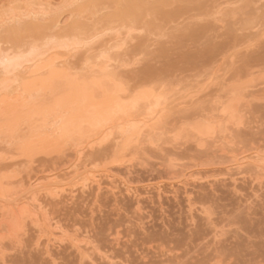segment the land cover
<instances>
[{
	"label": "rangeland",
	"instance_id": "374dc122",
	"mask_svg": "<svg viewBox=\"0 0 264 264\" xmlns=\"http://www.w3.org/2000/svg\"><path fill=\"white\" fill-rule=\"evenodd\" d=\"M148 2L150 5L144 6L147 9L152 8L153 11H149H155L154 14L149 15V11L142 12L146 13L144 19L141 12L139 13L142 16L138 18L126 17L134 25L124 20L125 18L121 21L122 19L115 17L117 15L112 16L116 18L115 21L111 19L110 22H105L107 19L104 20L103 17L106 16H102L101 12L113 15L120 4L108 1V4L99 5L100 9L105 7L106 10L102 9L103 11H98L97 14L94 10L98 7L87 10V14L84 13L86 16L81 19L87 18L88 23L84 22L86 29H89V31L85 29L86 35L97 33L102 35L87 46H93L92 48L98 51L94 52L93 49L86 47L80 49L82 52H78L76 58H72L75 68L82 65L80 68L84 69L87 57H91V61L94 60L93 63L97 64L98 58L95 60L92 54L99 53L101 48H106L103 53L108 52V46L112 42L113 50L109 49L110 53L105 56L115 59L114 56L120 50H115L114 40L121 44L120 42L125 39L126 43L124 46L120 45L121 52L119 56L116 55V62L112 65H120L116 73L118 71L124 86L129 89L144 86L143 88L154 87L161 92L164 90V93L170 96L168 103L171 100L184 101L189 95L198 93L194 101L181 105V110L173 105L172 108L167 105L168 109L172 110H168L170 112L164 126L158 130L160 133L154 135L157 136L155 139L163 136L160 145L146 142L138 148L135 145L139 143L137 141L134 144L136 147L131 145L132 148L129 149L132 150L128 149L125 154L123 160L126 163H133L132 176L135 178L133 181L140 186L139 189L144 188L145 192L140 189L144 198L138 204L125 192L119 193L116 196L118 198L104 192L96 203L93 195L89 196L87 201L83 202L80 198L70 205L65 202L66 205L63 202L58 205L53 201L50 205L52 212L50 215L64 226L88 232L86 234L90 236L89 240L93 241L91 245H96L101 252L83 256L68 243H64L53 249L52 261L42 248L34 246L37 233L33 223L29 222L27 224L29 232L23 241V248L15 249L10 240H3L8 259L6 264H264V185H260L262 187L260 188V182L256 180L261 173L257 169H249L245 178L238 177L240 179L237 181L238 184L225 173H233L227 169L231 163V158L227 155L243 151L244 154H250L255 150L264 152V0ZM144 9L142 8L143 11L146 10ZM92 13L94 15H89ZM128 23L137 26V29H132L129 33L128 30L132 26ZM115 47L119 49L118 46ZM86 49L91 53L85 52ZM111 52L115 54L110 55ZM102 58H99V61ZM86 69L76 71L81 70L76 68L75 71L85 73ZM116 78L119 79L118 76ZM238 91L240 92L236 93ZM236 96L239 98H235ZM221 102H224L223 105ZM226 103L227 105L231 103L230 106L234 110V118L227 130L224 133L216 132L202 140L195 138L192 134L194 129L192 131L191 128L199 123L202 125V122L204 124L205 117L218 113V107ZM21 133L24 134L25 131ZM4 139L0 137V153L5 154L8 148L14 150L13 147H16L14 152L9 150L6 153H16L18 145L12 144L15 139L8 138L10 142L7 138L6 141ZM111 144V141L107 142L101 148H97L94 154H89L88 157L93 159L92 164L95 167L116 168L122 164L114 162L113 151L116 147H112ZM214 144H219L227 154L221 151L215 153ZM69 152L71 151L67 150L64 154ZM7 154L4 157L7 158L9 156ZM55 154H51L53 159L50 155L46 157L44 154L43 159L46 161L37 160L34 166L41 162L49 169L55 165L63 167L68 159L61 157L63 154L57 156ZM37 157L43 155L39 154ZM6 158L0 159V163L11 162ZM15 159L17 158L11 160L17 162L15 163L17 166H9V171L8 168L2 169L8 173L7 175L19 173L20 176L17 178L26 177L25 167L28 166H26L28 161L24 164L26 162L24 158L22 161L24 163L20 165L21 161ZM170 165L175 166V172L170 169ZM182 171L199 173L205 178L204 181L207 179L209 183L203 181L202 184L198 183L200 185L192 184L191 187L197 185L193 188L189 186L190 190H195L191 191L194 193L193 210L189 208L190 204L182 186H176L181 189V191L178 189L176 195L173 192L171 195L166 188L169 194L164 193L163 198H159L153 191L151 193L153 195L144 200L148 195L144 194L148 187H145L146 185L160 182L167 187L169 181L180 178ZM234 177L237 178L236 175ZM210 178L217 181L213 182ZM18 180L10 187L17 185L19 187L14 188L20 189L22 184L18 185L20 179ZM168 187L170 190V186ZM53 203L56 204L54 207ZM99 254L103 255V258Z\"/></svg>",
	"mask_w": 264,
	"mask_h": 264
},
{
	"label": "bare ground",
	"instance_id": "6f19581e",
	"mask_svg": "<svg viewBox=\"0 0 264 264\" xmlns=\"http://www.w3.org/2000/svg\"><path fill=\"white\" fill-rule=\"evenodd\" d=\"M108 1L121 6L119 5L117 11L113 12L115 14H109L110 16L106 15L107 12H104L105 15L101 12L102 16H106L103 17L104 20L107 19L105 22H110L111 19L115 21L116 18L122 19L121 21L123 18L127 20L126 17L134 19V17L138 18L143 14L142 18H145L146 13L142 12L153 11L152 8L147 9L144 4L154 0H147V2H144L146 0H0V137L1 139L7 138L8 142L15 139L12 144L13 146L17 144L19 150V152L17 150L16 153H11L15 151L16 147H13L14 150L6 149L5 154L11 150V155L10 153L7 154L10 156L7 158L4 157L5 154L0 153L2 154L1 160L6 158V160L11 161L7 164L0 163V170L3 172L4 168H8L9 171V166L14 167L17 162H13L11 159L15 157L17 158L15 160L21 161L20 165L24 163L23 160L26 159L24 164L28 161L27 167L23 164L27 168L26 177L17 178L20 176L19 173L7 175L8 173L5 171L0 172L1 264L8 262L3 240H10L15 249L23 248V241L29 232L27 228L29 222L33 223L37 233L34 246L42 248L44 253L51 257V260L54 258L53 249L64 245V243H68L83 256H91V253L101 252V249L98 250L96 245V247L93 246L94 244L91 245L93 241L89 240L90 236L86 234L88 232L71 229L55 220V217L50 215L52 214L50 211L51 202L55 201L58 205L65 202L70 205L80 198L83 202L87 201V198L89 199V196L92 197L91 195H93L94 203H96L104 192L110 193L115 198H118L116 196L119 193L125 192L126 195L133 197L135 202L140 204L144 198L142 193L144 188L141 187V191L140 186L138 187L134 183L135 178L132 176L134 165L132 162L126 163L123 160L125 154L129 148H132L131 145L134 147L137 145L138 148L146 142L152 145H160L164 132L161 133L162 135L160 134L161 138L155 139L157 136L154 135L164 126V121L168 112L172 110L170 109L172 105L181 110V105L194 101V98L198 96L196 92L189 95L184 101L171 100L168 103L170 96L164 93V90L161 92L154 87L143 88L144 86H139L142 88L138 87V89L137 86L135 89L132 86L133 89H129L124 86L118 71L116 73V69L120 65H112L113 62H116V55L121 52L120 45H125V39H123L124 41L121 40L123 41L120 42L121 44L114 40L116 42L114 44L115 50H120L114 56L115 59L109 55L106 57L107 53H110L109 49L113 48L111 42L112 46H108V52L103 53L102 51L106 48H101L99 53L92 54L96 58L95 60L98 58L97 64L93 63L94 60L91 61V57H87V59L84 57L83 63L85 64V60H87L85 64V66L88 65L87 69L84 65V69L83 67L80 68L81 62L79 63L80 66L76 67L81 70H76V65L72 64V58L78 52H82V49L89 47L99 36H102L99 35L100 33L91 34V36L86 35V32L89 31L84 23H88L87 18L84 19L85 21L81 19L86 16L84 13L88 12L87 10L95 7V9L98 7L97 10H94L95 13L102 9L106 10L105 7L100 9L99 5L108 4ZM154 3H158V0H155ZM159 3L161 2L159 1ZM152 5L154 6L153 3ZM112 9L115 8L112 7ZM154 12L149 11L148 13L151 15ZM89 15H94V13ZM114 15H117L116 18H112ZM142 18L140 17V19ZM128 22L130 23V21ZM141 23L138 22V24ZM246 25L248 26L247 23ZM123 26L125 27V24ZM133 27L135 26L128 30L129 33L132 29H137V26ZM105 44L109 45L106 42ZM105 44L102 45L105 46ZM115 46H118L119 49H116ZM92 47L89 49L97 50ZM87 49L85 52L89 50ZM112 54L115 53L111 52L110 55ZM101 57L105 59L102 58L99 61ZM85 69L89 72L88 74L87 71H84L85 73L76 72ZM235 88L237 89V87ZM235 98L239 97L236 96ZM223 103L221 102L222 105ZM168 104L171 106L169 109ZM230 104L227 105L226 103L224 106L218 107V113L205 117L204 120L207 124L202 122V125L199 123L193 126L191 130L194 129L192 134L195 138L202 140L216 132L224 133L234 118V110ZM24 131V134L21 133ZM110 141L113 144H111L112 147H116L113 151L115 153L114 162L122 163L123 167L119 168L121 165L116 168L112 166L95 167L93 159L89 158L91 153L96 152L97 148H101ZM137 141L139 143L135 144ZM216 142L217 140L215 144ZM215 144V153L221 151L223 154H227L223 152L219 144ZM67 150L71 152L64 154ZM53 153H57L56 156L63 154L64 156L61 157L68 159L65 164L62 162L63 167L53 165L54 167L49 169L48 166L44 167L45 165L41 162L34 166L37 160H45L43 159L45 155L50 157L51 154L54 155ZM244 153L245 151L227 155L231 158V163L227 169L232 170L233 173H225L228 174V177L231 176V179L236 182L235 184H238V179L240 177L245 178L249 169H257L261 174L256 180L262 183L258 182L259 186H263L264 152L255 150L250 154ZM39 154L43 155L40 157L42 159L37 157ZM56 156L55 158H57ZM13 163L14 165H12ZM169 167L172 171H176L175 166L170 165ZM179 177L178 180L172 179L169 181L170 183L168 182L170 190L168 186L164 187V184L160 182L154 185H146L145 187H148L144 194L148 195L144 200H148L149 195H153L151 194L153 191L158 194L159 198L164 193H168L167 191L171 195L173 193L176 195V192L181 191L177 187L182 186L190 204L189 208L193 210L194 200L192 196L194 193L192 192L195 190H190L189 186L191 187L192 184L200 185L205 178L193 171H182ZM214 178L210 179L213 182L217 181ZM13 179H20L22 183L18 182L19 180L16 181L18 185L22 184L20 189L14 188L19 187L17 185L10 187L13 182L15 183ZM206 180L204 182L208 183ZM212 181L211 183H213ZM178 183L179 185H177ZM261 186L260 188H262ZM166 188H168L167 191ZM178 189L180 190L178 191ZM141 206L143 208L142 203ZM90 250L94 252L89 253ZM99 255L103 258V255Z\"/></svg>",
	"mask_w": 264,
	"mask_h": 264
}]
</instances>
